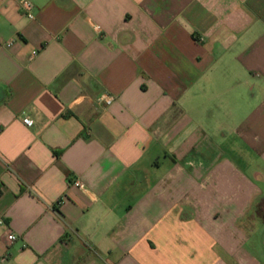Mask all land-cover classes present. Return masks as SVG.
<instances>
[{"label": "crops", "instance_id": "obj_1", "mask_svg": "<svg viewBox=\"0 0 264 264\" xmlns=\"http://www.w3.org/2000/svg\"><path fill=\"white\" fill-rule=\"evenodd\" d=\"M22 1L0 264H264V0Z\"/></svg>", "mask_w": 264, "mask_h": 264}, {"label": "built area", "instance_id": "obj_2", "mask_svg": "<svg viewBox=\"0 0 264 264\" xmlns=\"http://www.w3.org/2000/svg\"><path fill=\"white\" fill-rule=\"evenodd\" d=\"M21 8L22 10L25 12V14L30 18V19H33L34 18V14H33V10H34V5L32 4V2L28 1V0H23L21 2ZM0 41H1V38H0ZM4 45L6 47H11L13 45V42H6L4 43ZM105 103L107 105H111L114 101V98L113 97H106L104 99ZM23 123L28 126V127H32L33 126V121L28 118V117H25L23 119ZM75 185L78 186V187H82L81 183L79 181L75 182ZM3 221L0 220V224H2ZM9 240L10 241H15L16 240V236L15 235H10L9 236ZM105 264H108V263H105Z\"/></svg>", "mask_w": 264, "mask_h": 264}, {"label": "trees", "instance_id": "obj_3", "mask_svg": "<svg viewBox=\"0 0 264 264\" xmlns=\"http://www.w3.org/2000/svg\"><path fill=\"white\" fill-rule=\"evenodd\" d=\"M1 193H2V192H1V188H0V196H1Z\"/></svg>", "mask_w": 264, "mask_h": 264}]
</instances>
